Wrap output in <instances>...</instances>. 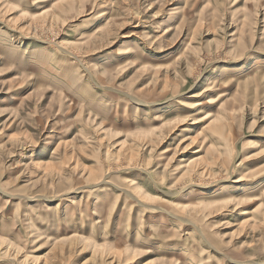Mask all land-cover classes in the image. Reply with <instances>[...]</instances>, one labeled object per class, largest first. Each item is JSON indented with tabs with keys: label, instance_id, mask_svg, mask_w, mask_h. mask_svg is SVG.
Segmentation results:
<instances>
[{
	"label": "rangeland",
	"instance_id": "obj_1",
	"mask_svg": "<svg viewBox=\"0 0 264 264\" xmlns=\"http://www.w3.org/2000/svg\"><path fill=\"white\" fill-rule=\"evenodd\" d=\"M0 264H264V0H0Z\"/></svg>",
	"mask_w": 264,
	"mask_h": 264
},
{
	"label": "bare ground",
	"instance_id": "obj_2",
	"mask_svg": "<svg viewBox=\"0 0 264 264\" xmlns=\"http://www.w3.org/2000/svg\"><path fill=\"white\" fill-rule=\"evenodd\" d=\"M247 69L246 65H241L236 69V72H243Z\"/></svg>",
	"mask_w": 264,
	"mask_h": 264
}]
</instances>
